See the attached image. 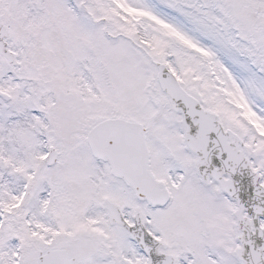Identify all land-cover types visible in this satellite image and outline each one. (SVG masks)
Instances as JSON below:
<instances>
[{"label": "snow or ice", "instance_id": "1", "mask_svg": "<svg viewBox=\"0 0 264 264\" xmlns=\"http://www.w3.org/2000/svg\"><path fill=\"white\" fill-rule=\"evenodd\" d=\"M0 264H264V0H0Z\"/></svg>", "mask_w": 264, "mask_h": 264}]
</instances>
